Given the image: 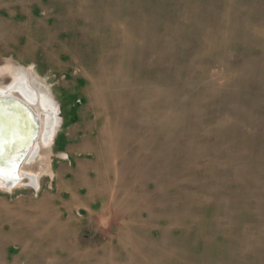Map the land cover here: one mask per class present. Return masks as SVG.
Listing matches in <instances>:
<instances>
[{
	"label": "rangeland",
	"instance_id": "374dc122",
	"mask_svg": "<svg viewBox=\"0 0 264 264\" xmlns=\"http://www.w3.org/2000/svg\"><path fill=\"white\" fill-rule=\"evenodd\" d=\"M20 73L60 123L0 264H264V0H0Z\"/></svg>",
	"mask_w": 264,
	"mask_h": 264
},
{
	"label": "bare ground",
	"instance_id": "6f19581e",
	"mask_svg": "<svg viewBox=\"0 0 264 264\" xmlns=\"http://www.w3.org/2000/svg\"><path fill=\"white\" fill-rule=\"evenodd\" d=\"M28 80L20 73L15 75L10 85L0 87V124L2 120L6 123L5 131L0 128L1 188L12 189L20 185L24 177H27L32 187L37 188L39 176L25 173L20 175L18 169L24 162L34 160L39 149L38 138L42 145L48 147L60 123L58 109H49L45 93ZM12 92L18 93V98ZM15 103L22 108H18ZM33 105L42 111H37ZM39 123L38 130H35Z\"/></svg>",
	"mask_w": 264,
	"mask_h": 264
},
{
	"label": "water",
	"instance_id": "95a60500",
	"mask_svg": "<svg viewBox=\"0 0 264 264\" xmlns=\"http://www.w3.org/2000/svg\"><path fill=\"white\" fill-rule=\"evenodd\" d=\"M17 98H18V97H17ZM9 100L16 102L14 99H9ZM15 104H17V103H15ZM17 107L20 108V109L22 108L21 105H18V104H17ZM2 122H3V123L0 124V128H1L2 130H4V129H6V126H5L6 123H5V120H2ZM39 126H40V123H39V125L37 124V126H35V127L37 128V129H35V130H38V127H39ZM4 131H5V130H4ZM37 132H38V131H37ZM36 140H37V137L34 139V141H36Z\"/></svg>",
	"mask_w": 264,
	"mask_h": 264
}]
</instances>
